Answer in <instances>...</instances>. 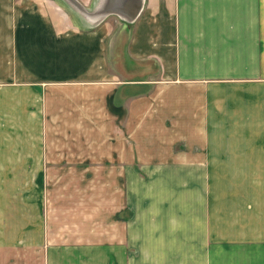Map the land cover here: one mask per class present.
I'll return each mask as SVG.
<instances>
[{"label": "crops", "instance_id": "1", "mask_svg": "<svg viewBox=\"0 0 264 264\" xmlns=\"http://www.w3.org/2000/svg\"><path fill=\"white\" fill-rule=\"evenodd\" d=\"M76 1L0 0V91L20 134L0 151L34 182L109 163L125 200L105 240L55 243L40 220L0 237V264H135L141 210L145 264L243 262L214 229L264 213V0Z\"/></svg>", "mask_w": 264, "mask_h": 264}, {"label": "rangeland", "instance_id": "2", "mask_svg": "<svg viewBox=\"0 0 264 264\" xmlns=\"http://www.w3.org/2000/svg\"><path fill=\"white\" fill-rule=\"evenodd\" d=\"M1 87L0 90H3ZM3 97L4 92L0 91V149H5L2 143L6 145L7 140L12 136L15 138L20 136V134L14 133L18 129L14 118L7 117L8 114H12V108L8 109L6 107ZM52 136L53 140L57 142H67L69 138L75 139L77 137V135L72 134L56 133ZM58 152L72 154V152L77 151L59 150ZM0 153V237H8L9 234L14 235L15 233H19L20 237V228L22 233V230L26 229L31 233L35 232V234H38L40 228L34 229L37 226L36 223L40 220L48 219V233L52 237L50 238L51 241L53 239L55 243L92 241L100 236L104 238L103 240L106 239L105 237L112 230L110 226L113 223L111 222L112 219L116 218L115 212L122 205L120 202H123L126 196L124 192L125 183L114 182L110 179L112 175L117 174L115 170L117 168L120 170L119 167L109 165L107 163L109 161L104 165L87 163L85 166L73 164L60 167L53 166L49 167L53 169L52 175H63L66 180L50 181V184L46 181H31L29 177L32 174L27 171V169H31L29 166L26 165L22 171H19V165L16 164L19 160H15L12 157V152L1 150ZM68 158L71 159L74 156L69 155ZM3 163L6 165H2ZM42 168L45 169V167ZM133 170L135 173L133 187L137 190L135 191V199L139 201L136 194L143 193L146 190V186L145 183H139L142 180L141 176L137 174L142 172L138 166H134ZM43 171L45 172V170ZM37 173L35 171V175ZM4 177L10 180L4 181ZM78 177H85V179L78 180ZM48 184H50V189H47ZM116 191H119L121 195L123 192V197H120V195L118 197ZM111 193L115 195L114 199L108 196ZM133 208L136 211L137 208L135 206ZM81 210L84 213L80 212ZM141 212L142 210L139 215L136 214V217L133 213L134 222L142 217ZM246 217L251 222L246 224L247 229L242 228V230L228 231L221 228L222 223H215L217 228L214 229V237L229 236L232 238L233 241L229 239L227 244L230 246H226V248L229 249L230 252L228 254L230 255L233 254L231 251L233 247L240 250L239 259L243 262L239 264H247L248 258H252L259 264H264V213L256 215L257 221H252V214L250 216L246 215ZM134 222L135 246L133 248L135 259L137 260L135 264H145V262L141 261L145 253L143 251L145 247L139 243L143 241V236L147 237L150 232L146 228L144 233H142L143 231L136 228ZM152 230L150 229V231ZM152 232L155 233V231ZM158 235H160V232H158ZM45 236L42 237V240H44ZM39 245L36 250L42 255L44 245ZM138 248L141 249V253ZM158 255L159 253L156 251L154 256L158 257ZM166 258L167 255L161 263L156 264H173ZM27 259L31 258L27 257ZM11 264H15V262H11Z\"/></svg>", "mask_w": 264, "mask_h": 264}, {"label": "water", "instance_id": "3", "mask_svg": "<svg viewBox=\"0 0 264 264\" xmlns=\"http://www.w3.org/2000/svg\"><path fill=\"white\" fill-rule=\"evenodd\" d=\"M74 2H76V4L78 5L77 1L76 0H73Z\"/></svg>", "mask_w": 264, "mask_h": 264}]
</instances>
